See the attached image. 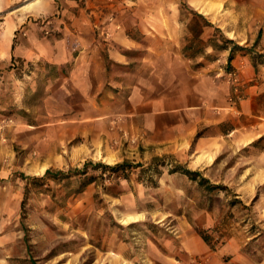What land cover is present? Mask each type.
<instances>
[{"label":"rangeland","instance_id":"rangeland-1","mask_svg":"<svg viewBox=\"0 0 264 264\" xmlns=\"http://www.w3.org/2000/svg\"><path fill=\"white\" fill-rule=\"evenodd\" d=\"M56 2L0 0V264H184L173 254L181 215L207 232L211 248L232 241L264 264V136L204 169L145 159L137 139L83 119L63 67L19 65V56L5 54L13 43L19 55V38L29 33L51 34ZM245 49L263 73L264 33ZM259 75L249 85L264 81ZM122 163L126 171L99 166ZM175 166L220 188L209 191Z\"/></svg>","mask_w":264,"mask_h":264},{"label":"crops","instance_id":"crops-1","mask_svg":"<svg viewBox=\"0 0 264 264\" xmlns=\"http://www.w3.org/2000/svg\"><path fill=\"white\" fill-rule=\"evenodd\" d=\"M56 1L60 16L51 34L29 33L19 38V55L13 43L5 54L19 56V65L63 67L66 93L79 95L83 119L137 139L145 159L172 158L193 169L264 136V81L249 85L257 73L264 80V71L245 52L264 33V0ZM206 22L243 48L217 54L209 47L193 57L185 47L200 30L210 33ZM231 72L241 79L238 95ZM179 219V262L253 264L232 241L213 249L186 215Z\"/></svg>","mask_w":264,"mask_h":264},{"label":"trees","instance_id":"trees-1","mask_svg":"<svg viewBox=\"0 0 264 264\" xmlns=\"http://www.w3.org/2000/svg\"><path fill=\"white\" fill-rule=\"evenodd\" d=\"M205 26H208L211 29L212 34L209 37H207V39H205L203 37L204 31L200 30L199 33L198 32H197V34L195 33L193 38L189 40L188 45H186V47H185V50L187 52H191L193 57L197 56V55H206V48H209V47L213 48L217 54L219 52H222L223 50L229 49L230 47H232L233 51L241 50V48H243V47H240L237 44H235V42L233 40L227 38L219 28L215 27L211 23L206 22ZM245 52L251 53L247 49H245ZM217 54H210L208 56V58L210 60H213L217 57ZM99 166L103 167L105 169L113 170L116 172V171H120V170L126 171L128 164L122 163V164H117L115 166L99 164ZM85 167H88V165L86 164ZM179 171L182 172L183 174L189 176L192 180H195V181L199 180V183L201 186L208 185L209 191H213V190L220 188L218 185L211 184L210 181L198 171H192L189 169H182L179 166H175V169H173V172H179ZM51 175H52V171L47 170L45 176L49 177ZM197 231H198L199 235L203 238V240L207 244L211 245L210 238H209V235H207V232L205 230H202V229H197Z\"/></svg>","mask_w":264,"mask_h":264},{"label":"built area","instance_id":"built-area-1","mask_svg":"<svg viewBox=\"0 0 264 264\" xmlns=\"http://www.w3.org/2000/svg\"><path fill=\"white\" fill-rule=\"evenodd\" d=\"M230 81H231V83H232V85L234 87L235 94L238 95L239 92H240V86H239V83H238V75H237V73H235V72H231L230 73ZM232 101H234V99H232Z\"/></svg>","mask_w":264,"mask_h":264}]
</instances>
